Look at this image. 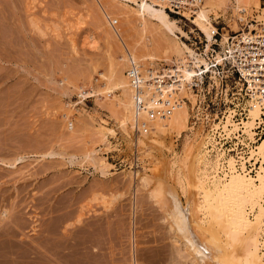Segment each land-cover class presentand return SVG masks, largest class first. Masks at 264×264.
Wrapping results in <instances>:
<instances>
[{"label": "rangeland", "instance_id": "1", "mask_svg": "<svg viewBox=\"0 0 264 264\" xmlns=\"http://www.w3.org/2000/svg\"><path fill=\"white\" fill-rule=\"evenodd\" d=\"M221 1L211 15L221 16L224 33L264 17V0H241V8ZM170 16L180 40L206 60L214 55L193 23ZM154 21L120 0H0V264H264V137L247 155L245 145L264 122L225 139L237 143L249 196L236 192L230 173L210 180L201 151L214 124L237 130L231 110L247 99L233 75L212 68L215 83L204 81L198 99L212 127L187 133L185 121L170 138L150 124L131 137L132 106L119 84L128 57L142 66L180 63ZM84 85L96 96L81 100ZM177 207L206 248L199 262L185 258L170 228Z\"/></svg>", "mask_w": 264, "mask_h": 264}, {"label": "built area", "instance_id": "2", "mask_svg": "<svg viewBox=\"0 0 264 264\" xmlns=\"http://www.w3.org/2000/svg\"><path fill=\"white\" fill-rule=\"evenodd\" d=\"M156 1L165 3L167 13L183 17L182 19L184 20L186 18H184L185 16H183L182 12H188L189 17L193 18L195 10L202 2L201 0ZM209 16V20L213 25L212 36L216 42L220 43V45L216 43L212 45L220 54L223 62L219 67H221L223 74L226 73L224 76L230 74L236 78V81L239 83L238 95L247 100L252 99L260 103L262 109L261 115L264 116V17L254 19L249 25L240 23V30L227 34L223 31V23L220 26L218 25L222 21L221 16ZM237 21L239 20L237 19ZM192 38L194 40L193 44H195L194 48L198 51L199 49L196 44H201L203 39L199 35ZM202 50L198 52L200 53ZM207 61L209 62L208 68H213L208 58ZM184 68H189V65L171 62L170 64H162L158 67L156 65L141 66L136 60L128 57L124 76L132 98L134 117L130 133L132 138H135L137 134L146 133L152 120L169 117L179 106L181 100L188 108L186 120L187 133H191L197 126L205 127L209 124L211 119L208 118V113H205L209 105L207 103L203 104L197 97L191 104L190 98L180 96L179 91L183 88L189 94H200L199 92L204 88L205 79H208V81L212 80L210 78L211 70L208 71L203 64H200L198 67L193 68L190 80L186 81L183 79L184 74L182 70ZM80 89L82 90L78 97L83 101L96 96L93 93L86 94L89 87L85 85ZM238 105L239 103L234 104L231 110L233 111L232 117L235 116L233 122H235V125H238L237 130L234 132H224L223 128L219 129V126L216 125L215 128H209L210 130H208L205 136L206 139L201 151L203 159L206 162V174L210 180L226 176L230 173L231 169L232 171L241 170L237 143L225 140L226 138H238L242 135V130L239 132V128L241 127L242 120L246 118V114L245 107ZM227 116H229V111L226 117H224L225 121H227ZM263 131L264 126L260 131L254 132L251 138L258 139L264 136ZM229 133H231V136H229ZM229 156L234 161L231 167L226 162ZM258 164L259 161H256L252 166L258 167ZM250 170L255 172L253 168H250Z\"/></svg>", "mask_w": 264, "mask_h": 264}, {"label": "bare ground", "instance_id": "3", "mask_svg": "<svg viewBox=\"0 0 264 264\" xmlns=\"http://www.w3.org/2000/svg\"><path fill=\"white\" fill-rule=\"evenodd\" d=\"M120 1L123 2L126 6H129V8H132V10L135 13L139 14L144 20L153 19V21L154 20L157 21L158 25L163 27L165 34L167 35V38L169 39L170 43L173 45L172 53L176 56L177 60L180 63L189 65V68H184L182 70L183 74H184L183 75L184 80L189 81L191 78L190 76L192 75V72L194 70L193 68L198 67L200 64H203L204 67L207 68L208 71L212 69V68H208L209 62H207V60L202 55L195 52L186 43H184L182 40H180L178 33L179 34L181 33L182 35H184V32L182 31L181 27H179L178 20L171 17L170 14L167 13V11L165 9V3L164 2L156 1V0H120ZM201 1H202L201 5H199V7L195 10L193 18L189 17L188 12H186V11H184L182 13H183V16H185L184 18H186L187 21H190L191 23H193L202 33L203 38H204L203 42H205V51L211 50L212 53H214V55L211 54V57H207V58L212 63L211 66L213 67V69L219 70V65H222L223 62L221 60V57H220V54L218 53V51L215 50L214 48H211V46L213 45V43H216L218 45H220V43L216 42V40L212 36L213 25L211 24V22L209 20V15H211V14L218 15V13L216 11V7L218 5L217 4L218 0H204L205 3H203V0H201ZM222 3H224L226 6H229L233 2L231 0H224V2H222ZM241 3H242L241 0H234V5L236 7L241 8L242 7V6H240ZM236 7H235V9H236ZM137 62L139 63V61H137ZM152 66H154V65H152ZM158 66H161V65H156V67H158ZM218 73L219 72H217L216 75H218ZM210 75L212 77V73H210ZM222 76H220V77H222ZM197 79H199V77H197ZM119 84L122 85L123 88L124 87L126 88L124 91L128 95V98L130 99V102L128 103L129 108H130L132 106V98H131L129 87L128 86L126 87L127 81L123 80V78L120 77V83ZM81 90H80V92H81ZM199 93H200V95L191 94L194 97V101L196 100V97L198 98V96L200 98L204 97L205 91H201ZM86 94H88V93L86 92ZM188 94H189V92H187L183 88H181L179 91L180 96L189 97ZM190 101L192 102V100H190ZM245 111H246V118L242 120L241 127H242V131L245 132L246 135L247 134L251 135L252 134L251 129L253 128L254 124H260L261 122H264V120H262L261 116H260L261 112H262V109L260 107V103L256 102L255 100H252V99L247 100ZM132 118L134 121L133 110H132ZM186 118H187V107L184 105V102H182V100H181V102L179 103V106L175 109V111L169 117H166L163 119H157L156 122H155V120H152L150 122V124H154L157 128L154 131L155 135H158L159 137H161V135H163L165 137L172 138V132L171 131L172 130L174 131V129L176 127L179 128L182 125H184ZM200 127L204 128L203 126H197L194 129H197ZM208 127H212V124L209 123ZM215 127H216V124H214V128ZM235 127H234V129H235ZM150 129H151L150 127H149V129L147 128L146 133H148L150 131ZM236 129H237V127H236ZM207 131L208 130H206V133H207ZM146 133H140L139 135L146 134ZM139 135L137 134L136 137ZM263 137H260L258 139L249 138L250 140H252V142H251V145L245 144L247 146L246 155L249 153V151H251L252 149H254L256 147V143ZM260 146L261 147L264 146V139H262ZM48 154L52 155L53 153L50 152ZM19 158H22V155ZM15 160H16V158L13 161L12 160H10V161L14 162ZM239 160H240L241 169H244L243 168L244 166H242V162H241L242 155H239ZM3 161H1V162H3ZM226 162H227V160H226ZM233 162H234L233 158L232 157L229 158L228 163H229L230 167L233 165ZM14 163H16V162H14ZM6 165H8V164H6ZM259 165H260V162L258 164V167H259ZM258 167H256V166L251 167L255 170V174H256V168H258ZM104 171H103V173H106V170H104ZM242 173H240L239 171H235V170L232 171V169H231L230 170V175H231L230 177L232 179H234L235 181H237L236 182L237 183L236 192L242 191V193H245V195L249 196L252 194V191H253L252 186H251L252 181H251L250 177H246L244 175V173H243V175H242ZM141 180L143 182H147V177H145L143 175L141 177ZM149 196L156 203L162 202V200L160 199V196H159V192L156 189H154L153 187H150V189H149ZM260 206H261V204H260ZM262 206H263V204H262ZM169 217H170V228L175 231L176 237H178L180 239V241L182 242V244L184 246L183 248H184V251L186 252L185 258H187V259L189 258L190 261H192V263L196 262V261L199 262L198 260H200L202 258L203 253H206V248L201 246L200 243L197 242L196 240H194L193 237L191 236V233H190L188 227L185 226L186 221H185V218L182 216V210L180 211L178 207L173 208L169 213ZM263 240L264 239H262V241ZM261 245L264 247V241L261 243ZM258 247H260V245L255 246V252H256L255 254L258 253ZM170 251H171V249H170ZM180 251L181 250H178L177 254L183 255L182 253H180Z\"/></svg>", "mask_w": 264, "mask_h": 264}]
</instances>
